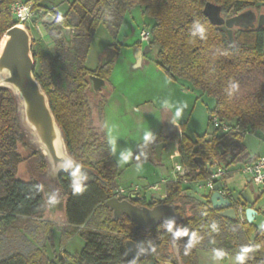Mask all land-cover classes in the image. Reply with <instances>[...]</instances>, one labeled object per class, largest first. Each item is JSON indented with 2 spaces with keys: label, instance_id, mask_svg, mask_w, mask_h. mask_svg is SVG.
<instances>
[{
  "label": "trees",
  "instance_id": "obj_1",
  "mask_svg": "<svg viewBox=\"0 0 264 264\" xmlns=\"http://www.w3.org/2000/svg\"><path fill=\"white\" fill-rule=\"evenodd\" d=\"M14 1L0 0V37L15 25L10 11ZM29 1L34 7H39V0ZM206 3L219 6L224 17L248 9L264 8V0H72L63 15H56V23L60 27L75 30L72 42L76 44L74 51L79 62L73 76L75 88L66 93L60 86L51 87L50 83L43 81L42 87L64 132L69 153L89 169L84 173L87 179L78 182L85 185L80 194L72 192L75 183L71 175L61 174L57 179L55 189L63 197L65 215L60 246L81 226L86 228L84 244L78 252L63 250L54 260L46 255L41 245L33 246L25 236L27 248L10 251L0 259V264H147L150 260L154 261L153 264H197L199 248L238 253L241 257L237 264H264V215L260 226L255 221L248 223L245 216L243 221L237 217H223L221 210L212 208L209 195L195 194L197 189L192 184L208 177V169L198 165L199 158L204 163L217 162L229 171L233 164L255 158L244 157L243 138L246 134L243 132L264 134V29L234 28L231 44L225 32L203 13ZM135 7L142 15L154 20L149 27L150 37L146 44L149 48H158L156 65L171 79H183L202 94L212 97L214 105L209 109V115H217L231 127L223 133L213 128L208 134L191 138L184 132V123L179 124L178 152L181 163L191 170L188 176L190 183L184 185L180 179L168 181L162 201L175 205L176 212L183 218L176 225V231L187 233L178 237L179 260L174 255L173 240L165 225L160 224L149 232H134V224L125 216L112 219L104 202L115 195L117 166L106 141L102 136L101 140L89 125L91 109L85 76L98 74L108 79L112 69V62L99 64L94 71L82 66L90 40L99 24L116 33L125 13ZM195 22L205 26V38L191 35ZM46 26L50 31L51 26ZM51 34L56 40L54 57L61 61L67 59L69 40L59 31H51ZM113 46L119 50L117 44ZM37 78L41 80L40 76ZM231 81L238 82L239 91L229 97L225 88ZM104 102L102 99L100 112ZM18 133L13 99L8 90L0 89V212L3 213L0 233L17 217H41L43 214L41 173L47 164L31 151L24 158L32 164L31 178L24 181L16 176L12 155L15 160H21L14 153L16 143L25 146ZM153 135L158 142L167 139L162 127ZM143 148L138 146L134 154ZM191 186L194 193H190ZM136 203L153 205L151 201L145 203V200ZM43 224L49 240L54 224L48 221ZM213 224L217 226L215 231ZM128 240H133L139 250L143 248L147 256L135 263L127 247Z\"/></svg>",
  "mask_w": 264,
  "mask_h": 264
},
{
  "label": "rangeland",
  "instance_id": "obj_2",
  "mask_svg": "<svg viewBox=\"0 0 264 264\" xmlns=\"http://www.w3.org/2000/svg\"><path fill=\"white\" fill-rule=\"evenodd\" d=\"M71 1L39 0L38 28H28L33 38V52L36 55L35 74L40 76L45 83H50L51 87L60 86L66 93L75 88L73 76L79 67L78 54L74 51L76 44L72 42L75 30L71 28L68 33L69 56L61 61L54 57L53 48L56 40L51 31L62 33V27L52 22L49 24L52 26L48 31L47 24L43 23L42 19L47 13L55 16L63 15ZM153 23V19L142 15L140 9L135 7L125 13L118 31L114 34L103 24H99L90 40L87 57L83 64L87 69H94L106 53L107 47L113 44L118 45L119 54L112 63L108 77L111 94L106 98L103 114L89 94H87V101L91 109L89 125L92 131L99 134L100 139L101 136L103 137L110 150L109 129H111V136L117 138V150L112 156L118 171L115 193L119 199L127 197L130 193H138L141 200L150 202L155 192L165 194L166 183L174 179L175 165L181 163L177 148L179 124L184 123V132L191 138L208 134L213 130L209 123V109L213 107L214 99L202 94L183 79L168 77L156 65L155 55L158 49L156 46L151 47L144 54V60H141V64H144L142 67H140L141 64L139 67L135 66L137 63L135 50L143 49L148 45L140 40V31L149 30ZM177 107H183L182 115L178 119L175 117ZM161 127L167 139L160 141L163 144L160 157L154 159L155 145L159 142L155 139L145 145L143 136L145 132H159ZM243 143L245 158L264 153V134L248 133L244 135ZM138 146L144 148L135 155L134 152ZM128 149L132 150L129 161L122 165L118 164L120 151ZM14 153L21 158V160H15L12 155L16 165V176L24 181L29 180L32 176V164L24 158L31 153V150L17 142ZM242 162L233 164L229 168V173L223 178L224 186L232 192L234 201H240V194L248 184L247 177L238 171ZM153 186L158 188L153 189ZM202 187L197 189L195 194L206 192L203 182ZM121 190L123 193H120ZM190 193H194L192 186ZM46 197L45 195L41 217H17L0 233V259L5 258L12 250L27 248V242L24 241L25 236L33 246L41 245L46 255L54 260L60 257L64 249L69 253L82 249L85 227L75 230L64 242L65 248H61V232L65 228L62 204L59 202L49 206ZM58 200H63V197L60 196ZM253 207L257 210L264 208V194L257 198ZM262 219L263 217L258 215L255 224L260 226ZM44 221L54 224L49 240L45 235ZM224 254L222 250L199 248L197 249V264H236L239 261L238 254L226 253L222 258Z\"/></svg>",
  "mask_w": 264,
  "mask_h": 264
},
{
  "label": "water",
  "instance_id": "obj_3",
  "mask_svg": "<svg viewBox=\"0 0 264 264\" xmlns=\"http://www.w3.org/2000/svg\"><path fill=\"white\" fill-rule=\"evenodd\" d=\"M203 13L210 22L224 31L229 42L233 44L234 28H253L264 26V14L256 17L255 11L248 9L239 14L224 17L221 15V8L217 5L206 3ZM55 20L53 14L47 13L42 22L49 25ZM70 27H63L62 31L66 36ZM32 36L29 29L21 24H15L7 29L0 37V89L10 92L14 103L16 124L19 128V137L23 144L31 151L35 152L41 159L45 160L47 166L41 173L43 198L46 200L55 194L57 200L60 193L55 189L58 177L61 174H69L74 183L80 182L81 178L72 174L73 167H79L84 175L89 169L77 161L68 151L65 135L57 122L51 109L49 97L43 89L41 83L34 74L35 58L32 50ZM150 50L146 45L143 49L138 48L136 57V67L141 62L142 54ZM118 55L115 48H109L103 59V64L113 60ZM91 89L97 91L105 86L104 79L89 75ZM94 87V88H93ZM161 142L155 145V158L159 159L161 153ZM198 165L207 168L209 164L198 159ZM247 185L241 192V200L247 205L244 209L245 219L252 223L255 219L256 209L253 207L257 198L249 184L250 178L246 179ZM222 186V181H217L213 186V191L209 194L212 208L219 209L220 215L227 218H236L235 209L229 198L218 192ZM164 194L155 192L151 196L152 206L137 204L141 197L138 193H130L126 198L119 199L113 196L104 202V206L111 212L113 220H118L125 216L133 224V231L149 232L160 224L168 228L172 224L171 234L173 244L172 249L175 257L179 260L178 237L173 235L176 232V225L183 221V218L176 212V206L166 204L162 201ZM62 204V217L64 215V200H58ZM49 204V203H48ZM49 206H52L49 204ZM3 213L0 212V219ZM127 247L135 263L147 256L146 252L140 253L133 240L127 241ZM150 260L147 264H153Z\"/></svg>",
  "mask_w": 264,
  "mask_h": 264
},
{
  "label": "built area",
  "instance_id": "obj_4",
  "mask_svg": "<svg viewBox=\"0 0 264 264\" xmlns=\"http://www.w3.org/2000/svg\"><path fill=\"white\" fill-rule=\"evenodd\" d=\"M11 16L15 24H21L26 26L27 28L34 27L38 28L37 20L38 17V8L34 7L31 1H19L16 0L10 5ZM140 40L142 42L147 43L150 37L149 30L142 29L140 31ZM210 124L212 127L218 131L219 133L227 132L230 130V126L225 121H222L218 118L217 115H210ZM243 134H248L246 131ZM209 166L208 169V177L204 180L193 181L192 184L196 189L203 188L202 182L204 183L206 194H210L213 191V186L217 181H222V186L218 189V192L227 197L232 202V207L235 209L236 217L240 219V221L244 220V209L245 205L243 201H234L232 199V192L229 191L223 182V178L229 173L226 168H223L217 164V162H206ZM238 171L250 178V185L252 187L253 193L256 198H258L261 194H264V154L258 155L250 161L242 162L238 167ZM191 170L189 167L183 165L182 163L176 164L174 167V179H180L182 184H189L188 176L190 175ZM153 189L158 188L157 186H153ZM123 193V190L120 191ZM204 194V193H203ZM115 193L114 196H116ZM121 199V198H120ZM258 215H264V208L260 210L256 209L255 219ZM254 221V220H253Z\"/></svg>",
  "mask_w": 264,
  "mask_h": 264
},
{
  "label": "clouds",
  "instance_id": "obj_5",
  "mask_svg": "<svg viewBox=\"0 0 264 264\" xmlns=\"http://www.w3.org/2000/svg\"><path fill=\"white\" fill-rule=\"evenodd\" d=\"M191 35L194 37H199L201 39L205 38L206 36V29L205 26L202 23L199 22H195L192 26L191 29ZM239 91V84L238 82L235 81H231L229 82V84L227 85V87L225 88V92L227 94V96L232 97L234 96L237 92ZM182 111H183V107H177L176 111H175V117L178 119L181 117L182 115ZM109 146L111 148V153L115 154L116 150H117V138L112 137L111 136V129H109ZM155 140V136L153 135V133L149 132H145L144 136H143V141L144 144L147 145L151 142H153ZM132 156V150L128 149V150H122L119 153V157H118V164L122 165L125 164L129 161L130 157ZM72 174L74 176L80 177L81 179H87L86 175H82L81 170L79 169V167H73L72 169ZM85 190V185L81 184V183H75L72 185V192L73 194H80ZM48 203L51 205H55L56 203H58L57 197L55 194L51 195L48 199ZM216 225L213 224L212 225V229L213 231L216 230ZM169 230H172V224L168 225ZM187 233L185 232H180V231H176L173 233V235L175 237H179L182 235H186ZM197 242L196 238H193V243ZM191 246V244L189 245V247ZM145 250L143 248H140L139 252L143 253ZM219 255V254H217Z\"/></svg>",
  "mask_w": 264,
  "mask_h": 264
},
{
  "label": "flooded vegetation",
  "instance_id": "obj_6",
  "mask_svg": "<svg viewBox=\"0 0 264 264\" xmlns=\"http://www.w3.org/2000/svg\"><path fill=\"white\" fill-rule=\"evenodd\" d=\"M255 13H256V17L258 18V16L260 15V14H264V8H262V9H256L255 10ZM55 16V15H54ZM44 17V16H43ZM53 24L55 25V24H58V23H56V16H55V20L53 21ZM49 26H52V25H49ZM62 33H64L63 31H62ZM66 40H69V37L68 36H66L65 35V37H64ZM114 48V46L113 45H109L108 47H107V50H106V53H107V51L109 50V48ZM32 50H33V48H32ZM138 50V49H137ZM137 50H135V54H136V57H139L138 55H137V53H138V51ZM118 51V54H119V50H117ZM34 53V52H33ZM106 53L104 54V56H102L101 57V61L95 66V68L94 69H87L84 65H82L85 69H87V70H90V71H94L95 69H96V67L99 65V64H103V59H104V57L106 56ZM118 56V55H117ZM117 56L113 59V60H111V61H108L107 63H109V62H114V60L117 58ZM144 56V54H142V56L141 57H143ZM34 58H35V66H36V55H35V53H34ZM86 60V59H85ZM85 63V62H84ZM83 63V64H84ZM106 64V63H105ZM35 69V68H34ZM34 74H35V72H34ZM89 75H93V76H96V77H98V78H101V79H104L103 77H101V76H99L98 74H87L86 76H85V78H86V80L88 81V93L87 94H89L90 96H91V98H93L95 101H96V104L98 105V108H99V105H100V103H101V100L102 99H105V102H104V104H103V106L105 105V103H106V98L111 94V88H110V85L108 84V79H104V81H105V86L106 87H101V88H99L97 91H93V89H91V83H90V81H89ZM35 76H36V78L37 77H39V76H37L36 74H35ZM38 79V78H37ZM39 79H41V78H39ZM39 82L41 83V85H42V79L41 80H39ZM44 82V81H43ZM45 83V82H44ZM45 84H47V83H45ZM94 88V87H93ZM103 106H102V109H101V113L103 114ZM249 184H250V182H249ZM123 198H126L125 196L123 197ZM121 199H122V197H121ZM139 202H141V200L139 201ZM136 203V202H135ZM145 203H148V202H146L145 201ZM147 205V204H146Z\"/></svg>",
  "mask_w": 264,
  "mask_h": 264
},
{
  "label": "crops",
  "instance_id": "obj_7",
  "mask_svg": "<svg viewBox=\"0 0 264 264\" xmlns=\"http://www.w3.org/2000/svg\"><path fill=\"white\" fill-rule=\"evenodd\" d=\"M20 1V0H19ZM38 6H40V4L38 3L37 4ZM141 60L143 61L144 60V58L143 57H141ZM140 64H141V62H140ZM144 64H141L140 65V67H142ZM139 67V66H138ZM172 125H175V124H172ZM180 136H181V132H180V129H179V138H180ZM178 148V147H177ZM262 154H264V153H262ZM262 154H256V155H254V156H251V157H248V158H246V159H250V158H253V157H256V156H258V155H262ZM173 173H174V170H173ZM184 185H188V184H184ZM194 186V185H193ZM196 188V187H195ZM204 194H206V192H204ZM165 195V194H164ZM260 216H262V215H260ZM263 217V216H262ZM254 221H256V219H254ZM262 223H263V219H262ZM81 227H83V226H81ZM81 227H79V228H81ZM62 249L63 248H65V246H62L61 247ZM65 250V249H64ZM226 253H231V252H225V254ZM225 254L222 256V258H224L225 257ZM235 254H238V253H235ZM239 255V254H238ZM241 257V255H239V258ZM237 264V263H236Z\"/></svg>",
  "mask_w": 264,
  "mask_h": 264
}]
</instances>
